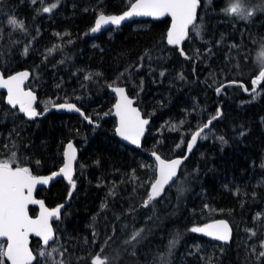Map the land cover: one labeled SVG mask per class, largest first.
Masks as SVG:
<instances>
[{
	"label": "trees",
	"instance_id": "16d2710c",
	"mask_svg": "<svg viewBox=\"0 0 264 264\" xmlns=\"http://www.w3.org/2000/svg\"><path fill=\"white\" fill-rule=\"evenodd\" d=\"M133 1L58 0L45 13L42 8L57 0H0V67L4 75L30 70L28 86L44 113L29 119L0 92V160L14 152L13 167L46 174L63 164L69 141L79 148L75 188L60 178L38 192L49 207L63 205L54 227L67 264H90L102 247L110 264H162L174 239L168 264H264L257 259L264 251V82L256 86L258 94L227 86L235 80L251 89L264 67L257 61L264 51V11L243 20L222 11L226 0H200V34L190 27L181 45L167 43L168 17L91 32L99 14H122ZM13 16L27 33L8 24ZM111 85H125L151 118L143 148L116 136ZM62 102L76 103L85 116L46 112ZM217 109L222 115L198 138L179 177L144 207L156 168L150 152L186 155L191 135ZM37 210L30 206L31 214ZM221 219L233 229L228 243L190 231ZM132 227L145 228L135 249L123 245ZM32 247L41 250V240L33 238ZM114 249L120 256L111 261ZM37 261L45 264L39 256Z\"/></svg>",
	"mask_w": 264,
	"mask_h": 264
},
{
	"label": "snow or ice",
	"instance_id": "6c2138e0",
	"mask_svg": "<svg viewBox=\"0 0 264 264\" xmlns=\"http://www.w3.org/2000/svg\"><path fill=\"white\" fill-rule=\"evenodd\" d=\"M32 2L35 3L36 0H32ZM210 2L211 0H209ZM57 6L58 0L49 6L43 7L42 11L48 13ZM199 6L200 0H135V3L130 5V10L121 15H105L101 13L95 21V26L91 28V32L95 33L102 26L109 24L120 25L123 20L133 16L156 18L170 16L172 24L167 33V43L170 45H181L189 37L190 27L194 33L200 34L202 22H197V9ZM222 11L228 16H236L243 20H249L256 12L264 11V0H257V3L254 5H250L249 0H226V6ZM8 24L14 30L27 33L24 22L14 16L8 19ZM56 35L59 36L60 34L57 33ZM59 47V45H56L52 49H48V53H53ZM27 51L28 49L25 48V54H27ZM262 56H264V53H262ZM261 63L264 64V60ZM28 75V72H22L4 78L3 74L0 73V88L7 89V101L10 105L13 107L19 105V110L31 118L41 115V113H38L33 107V103L36 100L33 93L31 91L25 92L21 87ZM92 75L91 73L88 74L86 79H91ZM96 75L99 74L97 73ZM161 75H164V73L162 72ZM180 78L183 79V75ZM261 82H264V67L261 68L258 76L251 80V89L244 85L243 82L235 80L229 81L227 86L237 85L245 92L258 94L256 86L261 84ZM224 86L220 85L216 88L217 94L221 92ZM114 90L120 95L119 102L115 105L116 115L120 118L119 127L116 129V132L125 140H130L132 144L140 145L141 137L145 132V126L149 121L141 118L139 110L132 106L133 100L126 95L124 88L116 87ZM57 107L77 112L80 111L75 104L70 103L60 104ZM221 115L222 113L217 109L216 115L200 125L198 130L191 135L190 141L186 144L189 153L196 145L198 138H205L202 135L204 130L210 129L213 120L218 119ZM85 119H88L90 123L92 122L89 117H85ZM243 134L241 132V135ZM219 139L221 142L226 143L224 137H220ZM67 149L64 153L67 162L64 163L58 172H53L50 176L46 177L33 174L29 167H13L15 162L14 152L9 154L8 159L0 160V238H5L0 243V264H4L5 260L9 261L10 264H33L34 261H37V256L41 257L45 261V264H67L63 259L65 252H67L66 248L61 251L59 247L51 246V250L49 251V241H52L53 245H55L58 240L52 226V221L60 219L63 205L49 209L42 200H36L33 196L37 185H46L54 176L61 174L72 184V188H75V183L73 182V161L76 158L75 149L71 143L67 145ZM153 155L159 161L158 178H155L154 182L150 185V193L147 194V199L143 203L144 207H148L152 201L160 197L166 185L174 182L173 178L177 177V172L183 159L187 158L185 156L166 161L155 153ZM37 164H39V161H37ZM260 166L264 168V163H261ZM69 196H71V193H69ZM29 205H39L40 214L37 218L33 219L29 216ZM259 216L260 214H257V218ZM127 227L125 225V228ZM190 231L193 233H204L222 241L229 240L231 234V229L225 221H218L204 227H192ZM248 231H252V235L256 234L254 230ZM144 233L145 228L141 227L137 229L132 227L128 237L123 241V245L135 249V246L145 238ZM31 234L41 237L44 246L35 254L29 248V236ZM93 235L95 237V233ZM111 239L112 237H107L104 244L107 246ZM177 242L175 239L170 241L168 253L159 258L162 264H168L167 256L171 255V249L175 247ZM260 247L264 249V240L261 241ZM124 250L126 251L127 248ZM103 252L104 249L102 247L99 253L91 259L90 264H110L108 255H103L102 258ZM113 252L115 254L111 257V261L117 260L120 256L119 249H114ZM253 252H255V248H253ZM54 254L58 255L60 259L56 260ZM132 254H135L134 251ZM260 258H264V251L257 253V259ZM37 264H39V261H37Z\"/></svg>",
	"mask_w": 264,
	"mask_h": 264
},
{
	"label": "water",
	"instance_id": "95a60500",
	"mask_svg": "<svg viewBox=\"0 0 264 264\" xmlns=\"http://www.w3.org/2000/svg\"><path fill=\"white\" fill-rule=\"evenodd\" d=\"M133 3H135V0L132 2V4H133ZM129 10H130V7H129L126 11H129ZM126 11H125V12H126ZM103 14H105V15H121V14H106V13H103ZM122 14H123V13H122ZM99 15H100V14H99ZM99 15L97 16L96 20L98 19ZM166 17L170 18V20H171V23H170V28H171L172 18H171L170 16H164V17H159V18H156V17H149V16H133V17H129V18H126L125 20H123V21L121 22L120 25H111V24H109V25L102 26L101 29H100L99 31H97V32H102V31H105V30H108V29H111V28L121 27V26H123L124 24H126V23H128V22H130V21H134V20H139V19H163V18H166ZM96 20H95V21H96ZM94 26H95V23H94ZM169 30H170V29H169ZM22 72H28L29 75H28V77H27L26 79H24L23 84L21 85V87H22V89H23L25 92L31 91V92L33 93V95L36 97V100H35L34 103H33V107L35 108V110H36L38 113H40L39 110H38V108H37V106H36V105H37V102H38V99H39V97H38V93H37L35 90H33L32 88L27 87V83L29 82V80H30V78H31V72H30V70H28V69H21V70L16 71V72H14V73H12V74L4 75L3 70H2L1 67H0V73L3 74L4 78H8L9 76L17 75V74L22 73ZM116 87H122V88L125 89V93H126V95H127L130 99L133 100V105H132V106H133L134 108H137V109L139 110L142 119H147V120L149 121V123L145 126V132H144V135L141 137V143H140V145L132 144V142H131L130 140H125L122 136H120V135L116 132V129L119 127V119H120V118L116 115V110H115V105L119 102V99H120V95H119V93H117V92L114 90ZM109 91L115 95V102H114V104H113L111 114L116 118V128H115L116 136H117V137H118L123 143H125V144H127V145H130V146H133V147H135V148H139V149H140V148H143V144H144L145 136H146V134L149 132V129H150L151 118H150V117H147V116L144 115L142 109L140 108V106H139L138 103H137V102H138V99H137L136 97H134V96H131V95L129 94L128 89H127V87H126L125 85H111V86L109 87ZM0 92L4 93V95H5V99H6V102L8 103V101H7V97H8L7 89H6V88H0ZM64 103L75 104L76 107L80 109V111L77 112V111H75V110H70V109H67V108H60V107H57L58 105H60V104H64ZM8 105H10V104L8 103ZM10 106L13 107L12 105H10ZM15 107H18V108H19V105H16ZM51 110H56V111L61 112V113H64V112L77 113V114H80V115H82V116H85V111H84L83 109H81V108H80L76 103H74V102H62V103L55 104V105H53L52 107L48 108V109L46 110V112L51 111ZM22 113H23V112H22ZM23 114H24L27 118H29V119H34V118H36V117L39 116V115H37V116H35V117H31V118H30V117H28L25 113H23ZM41 115H44V113H41ZM87 121H89V120L87 119ZM197 141H198V140H197ZM69 143H71V144L73 145L74 149H75V157H76V158H75V160L73 161V177H74L75 172H76L77 163H78V160H79V157H80V150H79V148L76 146V144L74 143V141L71 140V141H69V142L65 145L64 153L68 150V149H67V145H68ZM193 148H194V147H193ZM193 148H192V150H193ZM192 150H191V151H192ZM64 153H63V155H64ZM153 153H155L156 155L160 156L161 159H164V160H166V161H171V160H174V159H177V158H182V157H185V156L188 158V156H189V154H190L191 152L189 153V152L187 151L186 155H184V156H176V157H172V158H164V157H162L160 154H158L157 152H150L151 156H152V157L154 158V160L156 161L157 168H156V175H155V178H158V165H159V161L156 160V158H155V156L153 155ZM187 158H186V159H187ZM186 159H183V162H182V164L180 165V167H179V169H178L177 177L173 178V179H174V182H175L176 179L179 177L180 169H181V167H182V165H183V163L185 162ZM66 162H67V158H66V156L64 155V162H63V164H62L58 169H56V170H54V171H52V172L46 173V174H35V175L45 176V177H46V176H50L53 172H58L59 169H60L61 167H63L64 163H66ZM60 178L67 179V178H66L65 176H63L62 174H61V175H58V176H54V177L49 181L48 184H46V185H37L36 188H35V190H34V193H33L34 198H35L36 200H42V201L44 202L45 206H46L47 208H49V209H52V208L49 207V206L47 205V203L45 202V200H44L43 198H41V197L38 196V192H39L40 189L51 187V185H52L53 183H55L56 181H58ZM155 178H154V179H155ZM153 182H154V181H153ZM174 182H170V184H169V185H166L165 188L169 187V186H170L172 183H174ZM30 206H31V205H29V208H28L29 216L32 217L33 219H35V218H37V217L39 216V214H40V208H39V205H32V206H35V207L38 208V210H37V214H36V215H32V214H31V212H30ZM54 208H55V207H54ZM61 215H62V209H61ZM60 218H61V216H60ZM55 221H57V220L54 219V220L52 221V226H53L54 231H55V227H54V222H55ZM218 221H225V220L221 219V220H218ZM218 221H216V222H218ZM216 222H214V223H216ZM225 222H227V221H225ZM212 224H213V223H212ZM227 224H228L229 228L231 229V234H230V238H229V240H227V241H222V240H218V239H216V238H214V237H211V236H209V237H211V238H213V239H216V240H218V241L224 242V243H228V242H230L231 239H232V236H233V229H232L231 225H230L228 222H227ZM55 233H56V231H55ZM205 235H206V234H205ZM207 236H208V235H207ZM33 238H38V239H40V240H41V243H42V238H41V237H36L34 234H31V235L29 236V248H30V249L33 251V253L35 254V251L33 250V247H32V239H33ZM4 240H5V238H0V243L3 242ZM51 243H52V241H49V246H50ZM42 246H43V244H42ZM43 247H44V246H43ZM8 262H9V261H8ZM34 262H35V261H34ZM34 262H33V263H34ZM9 264H10V262H9Z\"/></svg>",
	"mask_w": 264,
	"mask_h": 264
},
{
	"label": "rangeland",
	"instance_id": "374dc122",
	"mask_svg": "<svg viewBox=\"0 0 264 264\" xmlns=\"http://www.w3.org/2000/svg\"><path fill=\"white\" fill-rule=\"evenodd\" d=\"M262 53H264V51L260 53L261 58L258 57V60H257L259 65L262 64L261 61L264 60V56H262ZM156 168H157V165H156ZM156 168H155V171H154V174H155V175H156ZM154 178H155V176H154ZM154 178H152V179H153L152 182L154 181ZM152 182H151V183H152ZM1 243H2V242H1ZM62 243H64V242L61 241L60 243H58V244L56 243V244L53 245V246H57V247L60 248V245H61ZM50 250H51V247L49 248V251H50ZM58 257H59L58 255L54 254V258H55V259H58ZM4 264H5V261H4Z\"/></svg>",
	"mask_w": 264,
	"mask_h": 264
},
{
	"label": "flooded vegetation",
	"instance_id": "af4514ba",
	"mask_svg": "<svg viewBox=\"0 0 264 264\" xmlns=\"http://www.w3.org/2000/svg\"><path fill=\"white\" fill-rule=\"evenodd\" d=\"M27 87H29V86H28V83H27ZM36 214H37V211H36V213H35V214H33V215H36Z\"/></svg>",
	"mask_w": 264,
	"mask_h": 264
},
{
	"label": "bare ground",
	"instance_id": "6f19581e",
	"mask_svg": "<svg viewBox=\"0 0 264 264\" xmlns=\"http://www.w3.org/2000/svg\"><path fill=\"white\" fill-rule=\"evenodd\" d=\"M92 217V216H91ZM93 221V220H92Z\"/></svg>",
	"mask_w": 264,
	"mask_h": 264
}]
</instances>
